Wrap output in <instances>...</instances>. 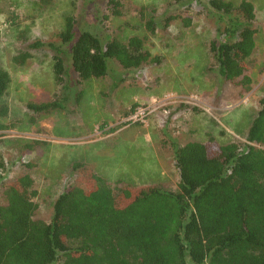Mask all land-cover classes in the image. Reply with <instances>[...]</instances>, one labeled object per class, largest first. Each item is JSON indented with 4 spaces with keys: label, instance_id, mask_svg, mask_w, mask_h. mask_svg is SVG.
<instances>
[{
    "label": "rangeland",
    "instance_id": "obj_1",
    "mask_svg": "<svg viewBox=\"0 0 264 264\" xmlns=\"http://www.w3.org/2000/svg\"><path fill=\"white\" fill-rule=\"evenodd\" d=\"M120 1L116 15L109 0H52L47 7L39 0H0V64L12 78L0 100V108L9 107L7 116L0 115V202L4 183L30 174L37 190L34 218L50 221L57 197L75 180L76 161L88 163L111 184L177 189L174 141L204 142L212 136L220 144L246 142L264 98V0H249L256 11V46L245 71L249 89L224 80L214 64L210 42L221 22L207 0ZM67 15L77 19L80 30L123 42L145 38V49L162 62L117 67L114 75L82 84L68 76L64 92L56 85L55 51L47 43L58 44L54 35L64 29ZM153 15L161 22L155 34L146 27ZM168 16L174 18L165 25ZM37 40L46 44L30 48ZM22 51L31 56L20 65L14 57ZM56 92L64 96V107L40 114L29 108ZM155 99L161 107L145 123L121 125L126 110ZM158 160L166 164L160 177L153 176Z\"/></svg>",
    "mask_w": 264,
    "mask_h": 264
},
{
    "label": "trees",
    "instance_id": "obj_2",
    "mask_svg": "<svg viewBox=\"0 0 264 264\" xmlns=\"http://www.w3.org/2000/svg\"><path fill=\"white\" fill-rule=\"evenodd\" d=\"M39 1L42 7L52 4ZM207 2L221 22L210 42L214 64L224 80L249 89L251 78L245 71L256 46L255 6L249 0ZM109 3L118 15L121 1ZM173 18L168 16L165 25ZM159 25L154 15L146 20L151 34ZM54 37L58 44H47L55 51V82L64 92L70 88L69 77L82 84L114 75L117 67L162 62L145 49V38L132 36L123 42L112 34L80 30L72 15ZM44 44L37 40L30 48ZM30 56L22 51L14 60L22 65ZM11 81L0 64V100ZM62 97L56 92L49 101L29 103V108L47 113L64 107ZM8 109L1 106L0 115L7 116ZM126 124L134 123L121 125ZM172 144L180 177L177 189L160 183L111 184L88 163L76 161L75 180L57 197L50 221L34 218L37 190L30 174L4 183L0 264H264V98L246 142L220 144L211 136L204 142Z\"/></svg>",
    "mask_w": 264,
    "mask_h": 264
},
{
    "label": "built area",
    "instance_id": "obj_3",
    "mask_svg": "<svg viewBox=\"0 0 264 264\" xmlns=\"http://www.w3.org/2000/svg\"><path fill=\"white\" fill-rule=\"evenodd\" d=\"M160 107L161 103L157 101V99L153 100L152 103L147 105L140 104L136 107L132 114L126 117L124 121H128L130 123H145L147 118Z\"/></svg>",
    "mask_w": 264,
    "mask_h": 264
},
{
    "label": "crops",
    "instance_id": "obj_4",
    "mask_svg": "<svg viewBox=\"0 0 264 264\" xmlns=\"http://www.w3.org/2000/svg\"><path fill=\"white\" fill-rule=\"evenodd\" d=\"M195 141V140H193ZM154 175L160 177V175L164 174L166 172V164L162 160H158V163L153 167Z\"/></svg>",
    "mask_w": 264,
    "mask_h": 264
}]
</instances>
